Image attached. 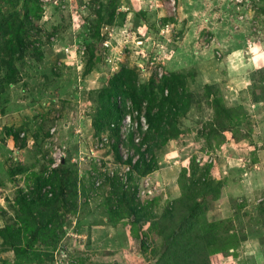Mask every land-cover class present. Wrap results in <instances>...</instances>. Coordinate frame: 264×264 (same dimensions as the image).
<instances>
[{
  "label": "rangeland",
  "instance_id": "obj_1",
  "mask_svg": "<svg viewBox=\"0 0 264 264\" xmlns=\"http://www.w3.org/2000/svg\"><path fill=\"white\" fill-rule=\"evenodd\" d=\"M252 46L264 0H0V264H264Z\"/></svg>",
  "mask_w": 264,
  "mask_h": 264
},
{
  "label": "trees",
  "instance_id": "obj_2",
  "mask_svg": "<svg viewBox=\"0 0 264 264\" xmlns=\"http://www.w3.org/2000/svg\"><path fill=\"white\" fill-rule=\"evenodd\" d=\"M122 94H125L126 96H128V94L130 95L128 89L124 90V91L122 92ZM113 107H114V109H115V115H113V116H114V120H115L116 122H118V121L120 120V110H119L118 104L115 103ZM120 107H121V106H120ZM157 118H158L157 115L154 114V113L152 112L151 108H149L148 111H147V119H148V121H149V124H153V120H156ZM112 120H113V117H112ZM151 128H152V127H151ZM150 132H151V131H150ZM128 162L130 163V162H131V159H129ZM63 184H64V183H63ZM14 250H15L16 252L19 251V249H18L16 246L14 247Z\"/></svg>",
  "mask_w": 264,
  "mask_h": 264
},
{
  "label": "clouds",
  "instance_id": "obj_3",
  "mask_svg": "<svg viewBox=\"0 0 264 264\" xmlns=\"http://www.w3.org/2000/svg\"><path fill=\"white\" fill-rule=\"evenodd\" d=\"M250 52L253 54V56H252L253 62L256 61V60H259V59H264V53L260 52L259 47L252 46L250 48ZM257 53H259V55H257ZM232 55L237 60H239L241 58V52H239V51L234 52Z\"/></svg>",
  "mask_w": 264,
  "mask_h": 264
}]
</instances>
